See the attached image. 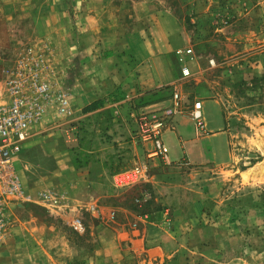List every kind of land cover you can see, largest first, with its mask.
Returning <instances> with one entry per match:
<instances>
[{"label": "rangeland", "instance_id": "374dc122", "mask_svg": "<svg viewBox=\"0 0 264 264\" xmlns=\"http://www.w3.org/2000/svg\"><path fill=\"white\" fill-rule=\"evenodd\" d=\"M132 1L119 2L125 16L117 20L126 31L139 20L140 6ZM143 5L142 11H171L180 23L171 52L177 82L167 95L177 92L178 108H190L198 91L217 100L225 119L224 144L211 139L208 146L217 155H208L203 165L182 162L186 133L193 128L178 118L175 129L168 126L162 135L169 163L148 161L149 147L135 138L140 112L124 94L104 98L103 107L85 117L57 119L62 125L50 137L34 135L36 129L27 161L20 159L25 150L14 164L24 198L5 211L0 264H138V258L125 255L124 245V251L115 249L126 239L123 230L137 224L141 231L143 220L162 221L174 231V221L182 219L175 264H264V0H148ZM147 20L150 29L156 18ZM20 23L0 12V101L3 81L27 46L24 39L13 41L19 40L13 29ZM184 66L189 77L182 75ZM68 94L80 115L83 108L76 109L82 106ZM203 102L209 137L220 117L213 103ZM132 143L144 149L146 172L121 187L113 184L115 191L111 175L133 166L138 156ZM70 167L80 173L78 179L67 178ZM65 218L70 224H63ZM76 219L81 233L71 226Z\"/></svg>", "mask_w": 264, "mask_h": 264}, {"label": "crops", "instance_id": "0c3cea01", "mask_svg": "<svg viewBox=\"0 0 264 264\" xmlns=\"http://www.w3.org/2000/svg\"><path fill=\"white\" fill-rule=\"evenodd\" d=\"M121 1L125 0H0V12L9 22L15 23L17 19H22V24L18 27L15 24L13 29L19 38L18 41L14 39V42L22 44V39L26 41L27 46L21 53L31 50L33 54L40 56L49 66L50 79L56 83V88L70 93L78 105L82 106L76 109L79 112L83 108L80 115L74 114L68 121L99 111L104 105V98L112 94H124L125 98L132 99L135 110L140 113L160 114L165 109L175 112L169 130L175 129L178 118L185 120V123L190 122L193 129L191 133H186L188 148L186 159L182 162L190 165L205 164L208 162V155L210 158L217 155L208 146V142L221 138L224 144L225 119L220 103L204 98L199 91L194 98L193 104L199 103L202 117L204 100L213 103L219 112V125L210 131L208 137L203 118V126L198 128L191 116L193 104L190 108L173 107L174 103L167 95L168 90L149 94L163 87L172 88L177 82L171 52L177 48L181 33L178 19L171 11H161L160 8L142 11V6L147 5L143 4L148 3V0H130L135 6H140L137 15L139 20L132 30L126 31L125 23L117 20L118 17L125 16L121 4L119 5ZM152 17L156 21L150 24L149 29L147 19ZM145 33L152 34L153 37L144 40L142 35ZM98 102L102 103L101 107L86 111ZM57 119L59 118L49 115L34 135H54L62 125L57 123ZM34 141L32 136L22 146L21 153L28 150L23 154V159L19 156L24 162L31 152L30 148L36 145ZM133 145L135 148L132 149L138 156L132 160L133 166L121 167L111 175L109 180L112 189H115L118 178L134 174L138 176L143 169L146 172L144 149L133 143L131 147ZM79 177L80 173L70 167L67 178L72 180ZM85 177L87 175L82 176L81 180L85 181ZM75 208L78 211V207ZM69 221V218H65L63 224L68 225ZM184 222V219L175 220L173 224L177 229L169 231L162 221L141 220V231L137 230V224H133L130 231L123 230L126 239L114 242L115 249L124 251V245L125 255L138 258V264H164L165 260L168 261L165 264H175L174 258L180 255L181 226ZM122 264L134 262L126 260Z\"/></svg>", "mask_w": 264, "mask_h": 264}, {"label": "built area", "instance_id": "2783aa9c", "mask_svg": "<svg viewBox=\"0 0 264 264\" xmlns=\"http://www.w3.org/2000/svg\"><path fill=\"white\" fill-rule=\"evenodd\" d=\"M49 70L40 56L27 50L19 55L3 81L0 101V246L5 235V211L12 202L24 198L21 181L14 168L23 144L49 115L69 119L74 114L69 94L56 88ZM182 75L190 76L185 66L182 67ZM171 99L173 107H178L177 92L172 93ZM174 113L139 114L135 138L141 145L149 147L146 151L148 161L169 163L162 135L172 123ZM191 116L196 126L202 128L199 103H195ZM127 176L118 178L116 185L121 187L135 178V174ZM71 226L78 233L84 230L80 219L74 220Z\"/></svg>", "mask_w": 264, "mask_h": 264}, {"label": "trees", "instance_id": "16d2710c", "mask_svg": "<svg viewBox=\"0 0 264 264\" xmlns=\"http://www.w3.org/2000/svg\"><path fill=\"white\" fill-rule=\"evenodd\" d=\"M166 89H169V88H164V89L162 88V89H160V90H153V91H151L149 94H156L157 92H159V91H163V90H166ZM101 105H102V103H101V102H98L97 104H94V105L88 107V108L86 109V111H92V110H95L96 108L101 107Z\"/></svg>", "mask_w": 264, "mask_h": 264}]
</instances>
